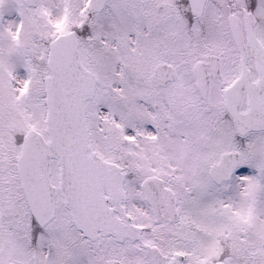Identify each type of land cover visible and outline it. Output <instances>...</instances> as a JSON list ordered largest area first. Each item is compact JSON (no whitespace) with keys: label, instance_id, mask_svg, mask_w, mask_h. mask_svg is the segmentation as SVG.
<instances>
[{"label":"snow or ice","instance_id":"1","mask_svg":"<svg viewBox=\"0 0 264 264\" xmlns=\"http://www.w3.org/2000/svg\"><path fill=\"white\" fill-rule=\"evenodd\" d=\"M0 264H264V0H0Z\"/></svg>","mask_w":264,"mask_h":264}]
</instances>
